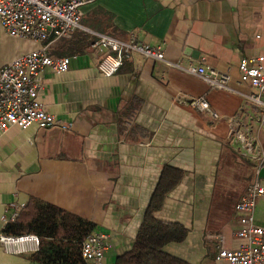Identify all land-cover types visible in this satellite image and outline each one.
<instances>
[{"label": "crops", "instance_id": "obj_1", "mask_svg": "<svg viewBox=\"0 0 264 264\" xmlns=\"http://www.w3.org/2000/svg\"><path fill=\"white\" fill-rule=\"evenodd\" d=\"M100 34L160 46L174 63L205 58L250 92L238 85L239 66L264 54V0H97L83 8L80 29L49 43L11 37L0 25V69L47 44L51 56L71 58L66 73L45 72L40 97L68 128L0 133V264H32L39 250L33 242L7 247L1 241L10 205L32 199L95 224L109 237L102 264H116L132 250L168 169L181 179L154 217L183 226L187 237L165 252L184 264H231L219 259V248L236 251L243 244L236 205L262 167L235 150L231 129L247 130L264 154L259 109L137 54L106 78L91 47ZM201 96L218 120L177 102ZM256 221L264 225V198Z\"/></svg>", "mask_w": 264, "mask_h": 264}, {"label": "built area", "instance_id": "obj_2", "mask_svg": "<svg viewBox=\"0 0 264 264\" xmlns=\"http://www.w3.org/2000/svg\"><path fill=\"white\" fill-rule=\"evenodd\" d=\"M97 0H0V25L11 37L38 43H49L71 37L81 28L83 8ZM100 54L99 71L106 78L115 76L133 55L148 60L164 62L202 79L211 90H222L238 95L255 105L260 111L261 125L264 127V54L255 59L241 61L239 86L251 90L245 92L232 85V77L223 71L209 67L206 59L183 65L170 62L162 47L153 46L133 38L122 41L107 35H98L91 45ZM71 66V58H55L49 53V45L18 57L0 69V133L13 127L28 129L37 126L50 129L60 125L41 101L45 89L44 74L50 70L57 74L66 73ZM181 105H189L195 110L209 114L218 120L216 113L206 96L198 98H179ZM235 150L264 165V154L255 145V139L247 130L231 129ZM259 198H264V184L257 179L252 182L236 205V213L241 229L236 235L244 242L236 251L219 248V259L231 264H264V225L256 221V209ZM24 203H12L8 214L3 217L6 225L17 222ZM4 245L11 246L33 242L39 246V237L26 235L21 237L2 236ZM110 247L106 234L94 231L82 243V256L89 264H102Z\"/></svg>", "mask_w": 264, "mask_h": 264}, {"label": "trees", "instance_id": "obj_3", "mask_svg": "<svg viewBox=\"0 0 264 264\" xmlns=\"http://www.w3.org/2000/svg\"><path fill=\"white\" fill-rule=\"evenodd\" d=\"M180 179V172L165 171L132 250L120 256L116 264H184L167 254L165 247L183 242L187 230L179 224H166L154 217L162 208L165 196ZM95 229L92 222L32 199L20 219L6 225L4 233L14 237H39V250L31 256L32 264H89L82 256V243Z\"/></svg>", "mask_w": 264, "mask_h": 264}, {"label": "water", "instance_id": "obj_4", "mask_svg": "<svg viewBox=\"0 0 264 264\" xmlns=\"http://www.w3.org/2000/svg\"><path fill=\"white\" fill-rule=\"evenodd\" d=\"M259 179L264 180V165L259 170Z\"/></svg>", "mask_w": 264, "mask_h": 264}, {"label": "rangeland", "instance_id": "obj_5", "mask_svg": "<svg viewBox=\"0 0 264 264\" xmlns=\"http://www.w3.org/2000/svg\"><path fill=\"white\" fill-rule=\"evenodd\" d=\"M1 46H2V45H1V40H0V49H1Z\"/></svg>", "mask_w": 264, "mask_h": 264}]
</instances>
